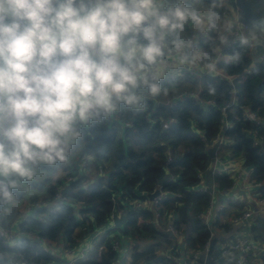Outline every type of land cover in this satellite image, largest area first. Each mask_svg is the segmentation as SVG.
Listing matches in <instances>:
<instances>
[{
  "label": "clouds",
  "instance_id": "obj_1",
  "mask_svg": "<svg viewBox=\"0 0 264 264\" xmlns=\"http://www.w3.org/2000/svg\"><path fill=\"white\" fill-rule=\"evenodd\" d=\"M245 3L0 0V205L79 152L97 126L163 108L193 81L215 93L232 70L258 73L264 11Z\"/></svg>",
  "mask_w": 264,
  "mask_h": 264
},
{
  "label": "trees",
  "instance_id": "obj_2",
  "mask_svg": "<svg viewBox=\"0 0 264 264\" xmlns=\"http://www.w3.org/2000/svg\"><path fill=\"white\" fill-rule=\"evenodd\" d=\"M243 69L244 66H241L229 74H240ZM263 78L264 67L256 74H249L238 84L240 105L256 108L262 104L264 84L260 83ZM198 82L201 85V99L213 98L221 105L228 100L229 85L225 79L215 80V93H209L203 81ZM239 113L238 107L234 114L229 115L234 126L225 132V142L228 143L218 152L221 155L231 152L233 158L241 160L245 167L252 169L253 177L264 178V153L260 151L259 146L253 145L252 140L253 132L264 136V126H254L237 120ZM219 117L218 109L200 106L192 98H185L171 106L149 109L147 114L138 118L126 116L118 119L115 126L111 123L97 126L88 133V139L79 152L69 157L66 162L46 167L43 169L44 173L40 169L27 184L35 190L27 192L26 201L46 198L57 190L64 194L65 189H71L72 194L64 195L68 203L62 205L59 212L51 215L47 223L30 219L28 223L22 224L35 227L45 237L70 238L75 228L83 223L86 214H92L96 224L102 225L109 221L118 206L123 209L125 198L137 197L142 192L150 194L161 184L164 189L179 193V196L167 197L159 208L161 211L162 208L176 211L177 224L185 225L186 244L192 249L199 248L208 238L209 232L201 223L198 211L207 206L209 194L194 191L192 187L199 181L197 172L206 171L211 163L208 147L214 143V138L220 131ZM84 148H90L91 151L85 153L81 159ZM168 150L171 152L169 161ZM98 152L107 153V156L97 155ZM55 169L61 170V174H53ZM165 174H168V177L163 183H159ZM80 176H85V179L73 186L71 182ZM213 179L219 188H226L231 184V178L227 174L217 173ZM21 189L16 194L20 197L25 191ZM227 202L238 207L243 206L237 201ZM3 206L10 208V204ZM75 207L82 215L81 221H77L73 214ZM11 209V213H15L18 208L12 206ZM150 213L147 212L146 216L150 217ZM125 214V220L121 223L123 230L138 231L142 227L152 235L157 234L150 224L137 223L136 211L128 210ZM258 221L259 229H262L264 219L260 218ZM18 247L25 254H29L36 245L34 242L20 239ZM135 254L144 257L145 261L159 259L156 261L165 264L160 261L161 258L152 256L151 248L135 251ZM112 255L110 253L82 264H111ZM38 258L47 260L46 254L40 252Z\"/></svg>",
  "mask_w": 264,
  "mask_h": 264
},
{
  "label": "built area",
  "instance_id": "obj_3",
  "mask_svg": "<svg viewBox=\"0 0 264 264\" xmlns=\"http://www.w3.org/2000/svg\"><path fill=\"white\" fill-rule=\"evenodd\" d=\"M227 2L239 11L235 0ZM248 75L244 68L240 74H228L222 78L229 85L228 100L222 105L213 98L201 99V85L194 81L188 84L181 96L164 101L169 106L176 101L192 98L200 106H212L220 111V131L214 138V143L208 147L209 149L216 143V151L211 156L208 169L197 172L199 181L192 187L194 191L209 194L207 206L198 211L201 223L209 232L208 238L199 248L192 249L186 244L185 225L177 224V212L167 208H162L161 211L159 208L167 197L179 196V193L170 192L161 184L151 192H156L153 198L144 192L137 197L125 198L123 209L118 206L109 221L102 225L96 224L92 214H86L83 223L75 228L70 238L61 236L52 239L42 236L38 229L29 224L23 225L30 219L47 223L51 215L68 203L63 192L57 190L46 198L24 202L16 208L15 213H11V208L0 205V264H82L110 253L113 254L111 264L160 263L156 261L159 259L145 261L144 257L135 254V251L146 248H151L152 256L161 258L160 261L165 264H264V224L259 229L258 221L260 218L264 219V178L253 177L252 169L245 167L241 160L233 158L231 152H224L223 155L218 152L228 143L225 142V132L234 126L229 115L234 114L236 108H240L237 120L264 126V122L257 123L247 119L249 115L264 113V93L262 104L256 108L239 104L238 84ZM252 134L253 145L259 146L264 153V136L254 132ZM201 139L204 140L203 135ZM170 154L168 150V161ZM217 173L227 174L231 178L230 186L219 188L213 179ZM208 176L211 177V183H208ZM227 200L237 201L243 206L228 204ZM128 210L136 211L138 224H150L157 234L152 235L142 227L138 231L123 230L121 224L114 222V218ZM147 212H151L150 217L146 216ZM73 214L77 221L82 220L76 207L73 208ZM20 239L34 242L36 247L25 254L18 247ZM39 252L46 254L47 260L38 258Z\"/></svg>",
  "mask_w": 264,
  "mask_h": 264
},
{
  "label": "water",
  "instance_id": "obj_4",
  "mask_svg": "<svg viewBox=\"0 0 264 264\" xmlns=\"http://www.w3.org/2000/svg\"><path fill=\"white\" fill-rule=\"evenodd\" d=\"M236 4H237V0H235ZM237 6L239 7V10H241L242 8L246 10V3H245V0H239V3L237 4ZM264 84V80L260 83V85ZM216 143L214 144V146L210 147L208 149V152L210 154V156H213L214 155V152H215V147H216ZM168 177V174H165L160 180H159V183H163L164 180ZM208 183H211V177L208 176ZM156 194V192H153L151 194H149V197L150 198H153V196ZM125 212L122 213V215L120 217H115L114 218V222L117 224V225H120L122 222H124L125 220Z\"/></svg>",
  "mask_w": 264,
  "mask_h": 264
},
{
  "label": "crops",
  "instance_id": "obj_5",
  "mask_svg": "<svg viewBox=\"0 0 264 264\" xmlns=\"http://www.w3.org/2000/svg\"><path fill=\"white\" fill-rule=\"evenodd\" d=\"M256 9H258V10H261V8H260V6H259V4L257 3V5H256ZM57 170V169H56ZM42 171V173H44L43 172V170H41ZM60 171L61 170H59V171H57V173H55V174H61L60 173ZM25 190L24 191V193H23V196H19V195H16V199H15V202L14 203H12V204H10V208H12V206H16V208H18V207H20L26 200H27V198H28V193H30V191H34L35 189H33V188H30V185H29V187L28 186H26V187H24V188H22L21 190ZM28 192V193H27Z\"/></svg>",
  "mask_w": 264,
  "mask_h": 264
},
{
  "label": "rangeland",
  "instance_id": "obj_6",
  "mask_svg": "<svg viewBox=\"0 0 264 264\" xmlns=\"http://www.w3.org/2000/svg\"><path fill=\"white\" fill-rule=\"evenodd\" d=\"M258 4L261 8V11H264V0H258ZM255 8H256V6H255ZM46 167H48V166H46ZM46 167L42 168V170L45 169ZM47 170H49V169L47 168ZM55 173H57L56 169L54 170L53 174H55ZM158 264H161V263H158Z\"/></svg>",
  "mask_w": 264,
  "mask_h": 264
}]
</instances>
